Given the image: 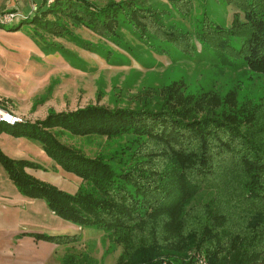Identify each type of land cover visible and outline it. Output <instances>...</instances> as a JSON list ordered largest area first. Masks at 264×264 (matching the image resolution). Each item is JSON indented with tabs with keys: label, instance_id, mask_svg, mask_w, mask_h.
Returning a JSON list of instances; mask_svg holds the SVG:
<instances>
[{
	"label": "trees",
	"instance_id": "1",
	"mask_svg": "<svg viewBox=\"0 0 264 264\" xmlns=\"http://www.w3.org/2000/svg\"><path fill=\"white\" fill-rule=\"evenodd\" d=\"M167 1L183 17L191 15L192 0ZM223 1L236 10L231 27L204 18L195 34L169 25L166 11L132 0L102 8L87 0H46L40 16L4 28L17 31L29 23L44 35L67 39L74 36L67 27L72 23L108 39L118 38L125 24L146 44L163 43L187 56L200 46L224 68L264 77V0ZM37 41L47 45L41 36ZM167 105H92L49 113L35 123H0V135L39 143L63 171L79 178L76 194L33 178L26 170L43 167L13 160L1 149L0 164L24 197L45 201L77 227L106 233L123 248L117 264H264V93L243 102L234 93L179 95ZM68 137L104 144L87 155ZM35 237L60 245L81 239ZM63 264L96 262L70 255Z\"/></svg>",
	"mask_w": 264,
	"mask_h": 264
},
{
	"label": "rangeland",
	"instance_id": "2",
	"mask_svg": "<svg viewBox=\"0 0 264 264\" xmlns=\"http://www.w3.org/2000/svg\"><path fill=\"white\" fill-rule=\"evenodd\" d=\"M89 1L99 7L106 5L104 1ZM136 3L166 11L169 25L193 34L201 30L204 18L230 28L236 13L223 0H192L191 15L188 17H183L179 8L166 0H138ZM67 27L74 33L72 38L45 36L58 45L59 53L70 64L67 74L59 72L60 76L69 80L61 82V95L54 99L58 111L73 112L92 105L105 106L111 110H159L168 106L170 98L179 95L196 98L215 95L224 98L234 93L243 102L257 100L264 93V77L240 67L224 68L206 50L202 52L200 46L195 50V55L187 56L163 43L146 44L140 41L125 24L119 27L118 38L108 39L96 36L79 24L68 23ZM23 30L30 31L27 25ZM165 49L166 53L162 54L161 50ZM46 104L47 101L40 107ZM48 113L56 111L50 110ZM89 141L86 138H67L69 144L83 149L87 155L99 150L104 144L96 139L91 140V143ZM86 230L100 231L91 228ZM85 239L91 251L102 247L95 254L97 257L100 253L99 257L102 258L95 259L88 255L96 264H117L123 248L109 241L106 233L87 234ZM76 250L80 251L77 247Z\"/></svg>",
	"mask_w": 264,
	"mask_h": 264
},
{
	"label": "crops",
	"instance_id": "3",
	"mask_svg": "<svg viewBox=\"0 0 264 264\" xmlns=\"http://www.w3.org/2000/svg\"><path fill=\"white\" fill-rule=\"evenodd\" d=\"M99 1L107 5L112 1L118 3L127 0ZM45 3L46 0H0V11L30 16L33 7L37 6L40 16L46 10ZM93 5L98 8L106 6ZM25 25L30 31L23 30ZM17 29L0 30V106L30 123L44 120L50 110L68 112L58 111L54 99L61 95V82L69 80L59 75V72H69V62L61 56L58 48L49 47L56 43L47 39L49 36L34 25L23 23ZM32 29L37 30V34ZM39 36L47 45L38 43ZM46 101L47 104L40 107ZM0 149L13 160H26L43 167L26 170L33 178L67 193H77L81 180L63 171L39 143L3 133L0 135ZM86 231L59 218L45 201L21 195L0 164V264H63L73 254L80 257L91 255L98 259L100 253H97V257L95 254L102 247L94 248V253L86 246L85 237L103 232ZM37 235L79 236L81 239L78 243L60 245L38 240Z\"/></svg>",
	"mask_w": 264,
	"mask_h": 264
},
{
	"label": "built area",
	"instance_id": "4",
	"mask_svg": "<svg viewBox=\"0 0 264 264\" xmlns=\"http://www.w3.org/2000/svg\"><path fill=\"white\" fill-rule=\"evenodd\" d=\"M53 2L54 0H48L47 5H50ZM38 12H39V8L37 6H34L32 10V15ZM32 15L27 16L19 12H13V11L1 12L0 11V30L4 29V27L12 26L21 21H25L28 18H30ZM24 122H26L24 118L15 116L0 106V123H7L9 125H15L17 123H24ZM198 264H205V262L203 261V259H201V261Z\"/></svg>",
	"mask_w": 264,
	"mask_h": 264
}]
</instances>
